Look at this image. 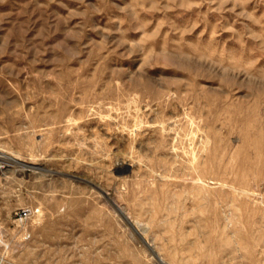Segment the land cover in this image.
I'll list each match as a JSON object with an SVG mask.
<instances>
[{
    "label": "rangeland",
    "instance_id": "obj_1",
    "mask_svg": "<svg viewBox=\"0 0 264 264\" xmlns=\"http://www.w3.org/2000/svg\"><path fill=\"white\" fill-rule=\"evenodd\" d=\"M5 154L0 264H264V0H0Z\"/></svg>",
    "mask_w": 264,
    "mask_h": 264
},
{
    "label": "bare ground",
    "instance_id": "obj_2",
    "mask_svg": "<svg viewBox=\"0 0 264 264\" xmlns=\"http://www.w3.org/2000/svg\"><path fill=\"white\" fill-rule=\"evenodd\" d=\"M2 159H8V158H10V159H12V156H8V155H6L5 154V156H0ZM14 159V158H13ZM16 163H18V164H21V165H23L24 166V164L22 163V162H20V161H18V160H14ZM26 165V164H25ZM31 167V166H30ZM119 212H120V214H121V216L123 217V219L128 223V224H130V225H132V221H131V219H130V217L127 215V214H125L120 208H119ZM150 250H151V252L152 253H156L154 250H153V248L152 247H150ZM158 257V256H157Z\"/></svg>",
    "mask_w": 264,
    "mask_h": 264
},
{
    "label": "built area",
    "instance_id": "obj_3",
    "mask_svg": "<svg viewBox=\"0 0 264 264\" xmlns=\"http://www.w3.org/2000/svg\"><path fill=\"white\" fill-rule=\"evenodd\" d=\"M30 215H31V210H23L20 216L22 219H25V218H28ZM0 240H1V237H0Z\"/></svg>",
    "mask_w": 264,
    "mask_h": 264
}]
</instances>
